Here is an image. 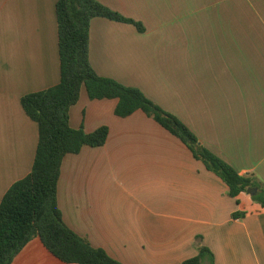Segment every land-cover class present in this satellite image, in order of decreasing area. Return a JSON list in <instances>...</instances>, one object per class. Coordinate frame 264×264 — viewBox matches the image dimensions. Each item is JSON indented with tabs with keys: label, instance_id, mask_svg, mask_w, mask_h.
Masks as SVG:
<instances>
[{
	"label": "crops",
	"instance_id": "obj_1",
	"mask_svg": "<svg viewBox=\"0 0 264 264\" xmlns=\"http://www.w3.org/2000/svg\"><path fill=\"white\" fill-rule=\"evenodd\" d=\"M57 1L0 0V202L30 173L38 141L20 99L60 80ZM97 1L143 31L92 19L93 70L140 90L264 186V0ZM117 102L90 100L82 88L69 110L72 128L105 126L108 137L63 158L57 206L64 224L122 264H180L196 255L197 236L214 264H264V208L247 193L229 197L143 112L117 117ZM11 264L64 263L36 237Z\"/></svg>",
	"mask_w": 264,
	"mask_h": 264
},
{
	"label": "trees",
	"instance_id": "obj_2",
	"mask_svg": "<svg viewBox=\"0 0 264 264\" xmlns=\"http://www.w3.org/2000/svg\"><path fill=\"white\" fill-rule=\"evenodd\" d=\"M60 66L59 83L24 95L20 104L38 129V141L30 173L15 182L0 202V264H11L32 239L38 237L46 250L64 264H122L102 249L94 248L63 222L57 206V181L63 158L77 154L84 146L100 147L108 129L91 133L69 124V110L84 88L90 100L116 99L114 114L125 118L143 112L169 134L180 140L207 171L228 188V196L238 197L256 189L251 200L264 208V186L252 176L238 174L232 167L202 146L197 137L175 116L148 99L140 90L99 76L89 62L88 32L92 19L142 25L105 7L97 0H58L55 6ZM234 218L242 214H233ZM196 255L180 264H214L212 252L197 236Z\"/></svg>",
	"mask_w": 264,
	"mask_h": 264
},
{
	"label": "water",
	"instance_id": "obj_3",
	"mask_svg": "<svg viewBox=\"0 0 264 264\" xmlns=\"http://www.w3.org/2000/svg\"><path fill=\"white\" fill-rule=\"evenodd\" d=\"M256 192H257V191H256V189H254V188H249V189H247V191H246V193L249 194L250 196L255 195Z\"/></svg>",
	"mask_w": 264,
	"mask_h": 264
},
{
	"label": "rangeland",
	"instance_id": "obj_4",
	"mask_svg": "<svg viewBox=\"0 0 264 264\" xmlns=\"http://www.w3.org/2000/svg\"><path fill=\"white\" fill-rule=\"evenodd\" d=\"M157 104V103H156ZM158 105V104H157ZM158 106H160L161 107V105H158ZM162 108V107H161ZM163 109V108H162ZM163 110H165L166 112H168V113H170L167 109H163ZM170 114H172V113H170ZM181 123H183V120L182 119H179V118H177ZM184 124V123H183Z\"/></svg>",
	"mask_w": 264,
	"mask_h": 264
}]
</instances>
